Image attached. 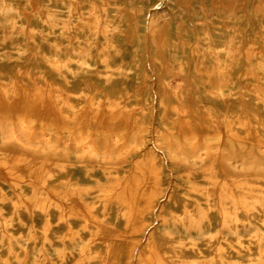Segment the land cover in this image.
<instances>
[{
    "label": "bare ground",
    "instance_id": "6f19581e",
    "mask_svg": "<svg viewBox=\"0 0 264 264\" xmlns=\"http://www.w3.org/2000/svg\"><path fill=\"white\" fill-rule=\"evenodd\" d=\"M0 264H264V0H0Z\"/></svg>",
    "mask_w": 264,
    "mask_h": 264
},
{
    "label": "rangeland",
    "instance_id": "374dc122",
    "mask_svg": "<svg viewBox=\"0 0 264 264\" xmlns=\"http://www.w3.org/2000/svg\"><path fill=\"white\" fill-rule=\"evenodd\" d=\"M140 1H144V0H140Z\"/></svg>",
    "mask_w": 264,
    "mask_h": 264
}]
</instances>
